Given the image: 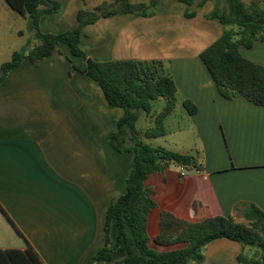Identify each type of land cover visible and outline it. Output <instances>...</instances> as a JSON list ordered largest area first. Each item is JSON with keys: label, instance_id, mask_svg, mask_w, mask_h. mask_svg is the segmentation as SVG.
<instances>
[{"label": "crops", "instance_id": "1", "mask_svg": "<svg viewBox=\"0 0 264 264\" xmlns=\"http://www.w3.org/2000/svg\"><path fill=\"white\" fill-rule=\"evenodd\" d=\"M56 1L58 12L39 20L42 34L74 29L79 10L111 3ZM150 1L129 0L143 5ZM156 1L150 16L119 15L84 26L82 41L88 57L97 62L161 61L176 84L175 108L163 122L165 135L150 139L141 135L142 141L194 155L201 170L195 169L186 195L190 199L179 192L184 197L180 204L169 189V169L162 177L167 187L164 205L156 199L159 187L145 186L154 191L157 205L147 222L151 247L163 251L182 245L152 243L159 233L162 212L189 223L216 216L245 222L251 206L264 212V107L242 97H221L199 59L224 31L219 20L206 18L215 2H207L187 19V5L177 0ZM251 4L258 3H245ZM30 38L34 40L32 34ZM239 52L264 68V42H255L250 49L240 47ZM67 58L72 64L81 63L61 43L52 55L35 64L24 60L0 83V264H8L4 255L11 250L21 253L13 254L20 257L16 264H94L92 258L105 242L106 210L126 192L124 182L134 156L118 153L109 145L110 134L124 112L110 107L97 83L71 70ZM186 99L196 106V114L185 112L182 101ZM156 103L163 108L165 100ZM178 109L180 115H176ZM155 115L141 113L137 131L143 134L152 128ZM185 119L187 124L181 125ZM182 131H190L196 141L185 146L182 139L173 140L177 149L151 143L160 138L167 142ZM185 170L179 172L180 183L185 181ZM115 237L112 223L110 238ZM243 249L231 240H215L203 249L201 264H239ZM247 249L255 255V250ZM124 257V253L114 254L111 264Z\"/></svg>", "mask_w": 264, "mask_h": 264}, {"label": "trees", "instance_id": "2", "mask_svg": "<svg viewBox=\"0 0 264 264\" xmlns=\"http://www.w3.org/2000/svg\"><path fill=\"white\" fill-rule=\"evenodd\" d=\"M92 10L77 12L78 25L56 34H42L39 29L41 16H51L58 12L56 0H5L18 14L28 16L29 33L37 44L29 48L26 43L12 53L9 61L1 65L2 74H8L28 59L35 64L53 54L61 43L69 47L74 57L81 63L72 64L70 69L85 74L100 87L110 107L121 108L123 116L116 123V130L110 134L109 145L118 153H132L133 164L125 179V194L118 197L105 213L104 246L92 258L94 264H111L112 256L124 253V259L117 264H189L203 262V249L218 239L237 242L242 248H255V258L247 259L241 254L239 264H264V212L251 206L245 213V222L232 217L216 216L196 223L162 212L159 233L152 243L159 247L182 245L173 250H156L151 247L147 232L150 212L157 207L152 196L154 191L144 185L152 173H163L171 165L187 170H201L198 158L181 154L160 146H151L142 141L165 135L164 119L174 110L177 87L172 76L165 73L161 61H107L97 62L88 57L82 41V28L95 23L100 18L119 15L150 16L157 7V1L149 5L132 4L129 0H110ZM188 6L187 19L193 18L196 9L207 2H215L207 19H217L224 27L223 34L203 50L199 59L206 68L219 95L227 100L242 97L249 103L264 107V68L244 58L240 47L250 49L255 42H264V10L259 4L246 6L242 0H177ZM222 4L224 7H221ZM5 78L0 77V83ZM165 105L156 113L155 104L159 99ZM182 106L188 115L197 112L189 100ZM155 113L154 125L143 134L137 131L136 123L141 113ZM116 226V237L110 238V227ZM19 251H7L4 262L18 263ZM22 264H28L24 261Z\"/></svg>", "mask_w": 264, "mask_h": 264}, {"label": "rangeland", "instance_id": "3", "mask_svg": "<svg viewBox=\"0 0 264 264\" xmlns=\"http://www.w3.org/2000/svg\"><path fill=\"white\" fill-rule=\"evenodd\" d=\"M245 3H249L250 0H243ZM259 4V7L264 10V0H252ZM29 18L28 16H23L18 14L16 11L12 10L5 0H0V64L5 63L9 61L10 55L12 51L19 50L23 45H26V43H30L29 48H31L33 45L37 44L36 40H32L30 38L31 33H29ZM33 41V42H32ZM36 41V42H35ZM32 43V44H31ZM32 45V46H31ZM4 74H1L3 76ZM156 109L158 111H161L162 104L156 103L155 105ZM180 110L176 111V115H180ZM187 120H183L181 122V125H186ZM183 140V145L190 146L192 145L196 140L195 137L192 135L190 131H182L180 133L175 134L171 139H168L167 142H164V139L160 138L156 141H151L154 145H166L169 144L172 149L174 148L172 141L173 140ZM175 151V150H172ZM195 154V152L191 153ZM169 175L167 176L171 177L172 182L169 187L171 193L175 197L174 201L176 204H180L181 200L187 195L190 184L194 181L192 180L195 176V169L193 170H185L183 173L185 174V181L184 183L179 182V172L181 170V167H177L176 165H171L169 168ZM163 173H152L149 177V180L144 183L145 186H148L150 184L157 185L159 187V192L157 196V201L161 205L163 204V197L166 194L167 187L163 184ZM179 192H181L182 195H184L183 198L179 197ZM187 198V196H186ZM190 198H187V200ZM153 217H155V213H153ZM240 245V244H239ZM241 246V245H240ZM242 247V246H241ZM248 247H245L243 251L240 253L243 257L247 259H254L255 255H250ZM252 250H255L253 248ZM254 252V251H253Z\"/></svg>", "mask_w": 264, "mask_h": 264}, {"label": "water", "instance_id": "4", "mask_svg": "<svg viewBox=\"0 0 264 264\" xmlns=\"http://www.w3.org/2000/svg\"><path fill=\"white\" fill-rule=\"evenodd\" d=\"M2 77L5 78L6 77V74H4Z\"/></svg>", "mask_w": 264, "mask_h": 264}]
</instances>
